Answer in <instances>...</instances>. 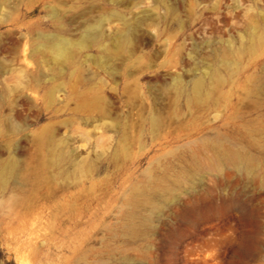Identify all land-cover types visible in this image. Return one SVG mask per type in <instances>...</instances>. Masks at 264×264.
<instances>
[{
  "label": "rangeland",
  "instance_id": "rangeland-1",
  "mask_svg": "<svg viewBox=\"0 0 264 264\" xmlns=\"http://www.w3.org/2000/svg\"><path fill=\"white\" fill-rule=\"evenodd\" d=\"M0 172V264H264V0H0Z\"/></svg>",
  "mask_w": 264,
  "mask_h": 264
},
{
  "label": "bare ground",
  "instance_id": "bare-ground-1",
  "mask_svg": "<svg viewBox=\"0 0 264 264\" xmlns=\"http://www.w3.org/2000/svg\"><path fill=\"white\" fill-rule=\"evenodd\" d=\"M72 44L67 40H60L59 42L54 43L51 47V50L56 55V57L66 58L71 51ZM214 76V80L216 83H219L220 77L219 74L216 73ZM204 80L202 78H196L192 83V91L194 96H199L204 90ZM221 153L223 157L231 162L240 163L244 168L251 169V161L240 150L231 149V148H223L221 149ZM219 152V149H218ZM2 179V173L0 172V181ZM137 226L132 225L129 227V230H136Z\"/></svg>",
  "mask_w": 264,
  "mask_h": 264
}]
</instances>
